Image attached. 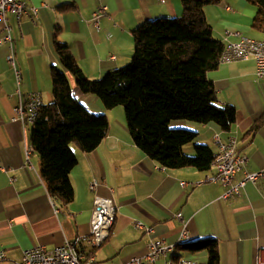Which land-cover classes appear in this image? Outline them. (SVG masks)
Here are the masks:
<instances>
[{
	"label": "crops",
	"instance_id": "0c3cea01",
	"mask_svg": "<svg viewBox=\"0 0 264 264\" xmlns=\"http://www.w3.org/2000/svg\"><path fill=\"white\" fill-rule=\"evenodd\" d=\"M25 5L19 23L7 16L19 83L6 59L7 46H0V251L6 256L2 264H21L22 252L28 248L50 249L88 236L96 195L112 201L115 220L108 239L92 250L95 264H127L133 257L145 256L148 243L157 239L176 245L177 257L206 263L205 249L185 251L177 246L214 240L218 264H254L264 249L261 181L246 183L240 196L224 199L220 184L204 181L215 175V167L207 172L162 168L133 144L122 107L105 110L95 96L82 94L67 74L73 97L90 112L104 114L108 131L94 150L72 149L77 159L70 173L74 198L70 205L61 206L49 195L41 178L38 156L34 153L28 162L25 159L29 128L24 130L19 122H12L19 98L25 100L28 94L38 93L42 105L52 101V70H63L54 47L55 35L67 44L85 77L97 80L129 63L134 29L158 18L179 17L181 0H164L162 4L157 0H25ZM34 7L39 9L36 18L30 11ZM100 7L106 12L95 27L92 14ZM204 13L213 36L224 45L238 40L233 32L262 39V34L251 27L255 8L245 0L206 6ZM3 28L0 20V38L5 35ZM207 78L218 104L235 109L230 130L185 121L171 125L196 132L195 144L206 145L213 153L217 152L214 135L222 142L235 139L237 153L248 160L236 175L235 181H239L244 172H256L264 165V124L244 137L264 113V78L255 76L251 58L219 64ZM192 152L193 148L183 149L185 155ZM92 181L97 182L95 192L88 188ZM195 182L201 183L196 186ZM136 222L151 230L137 228ZM183 230L186 238L178 242ZM153 264H165V259Z\"/></svg>",
	"mask_w": 264,
	"mask_h": 264
},
{
	"label": "trees",
	"instance_id": "16d2710c",
	"mask_svg": "<svg viewBox=\"0 0 264 264\" xmlns=\"http://www.w3.org/2000/svg\"><path fill=\"white\" fill-rule=\"evenodd\" d=\"M225 0H181L182 14L158 18L132 31L133 53L129 63L89 80L75 62L67 44L54 36V47L63 70L51 74L52 101L43 105L33 126L29 143L41 164L40 175L49 195L61 206L73 202L70 173L77 164L71 145L81 152L94 150L106 137L104 114L90 112L72 95L67 74L84 95L95 96L105 110L120 106L133 144L164 169L193 168L207 172L213 152L195 144L197 133L171 122L211 124L227 132L235 123V109L220 105L207 73L219 66L224 44L208 24L204 8ZM255 8L251 27L264 39V0H245ZM264 124V113L245 133L253 135ZM192 145L194 154L183 149ZM33 153V154H34ZM185 251L205 249L207 264H218L214 240L180 243Z\"/></svg>",
	"mask_w": 264,
	"mask_h": 264
},
{
	"label": "built area",
	"instance_id": "2783aa9c",
	"mask_svg": "<svg viewBox=\"0 0 264 264\" xmlns=\"http://www.w3.org/2000/svg\"><path fill=\"white\" fill-rule=\"evenodd\" d=\"M163 3L164 0H157ZM32 16L37 17L39 9L37 7L30 9ZM26 12L25 0H0V20L3 22L5 35L0 38V46L6 45L8 48L7 62L13 70L16 82L19 83L20 71L15 66V51L14 41L11 35V29L8 23L7 16H11L16 23L20 22L21 17ZM106 12L105 7L98 8L92 14V22L95 27H98L97 22L101 14ZM237 37L238 40L234 43H228L224 46L223 52L220 55V63H230L239 60H232V53H240L244 51V44H253L244 39L239 32L231 34ZM252 55H247V59ZM255 76L264 78V58L260 62H255ZM41 98L38 93L28 94L27 108L29 120H20L18 114V104L13 108L12 122H19L22 128L25 129V124H34L39 116V111L42 107ZM214 144L217 147V152L213 154L212 167H215L216 173L214 176L205 177V182H214L220 184L224 188L222 197L228 199L230 197L240 196V192L246 183H256L261 181L264 185V165L256 172H244L243 178L235 181L237 173L243 171L247 164V158L241 156L236 151V140L230 138L227 142H222L218 135L213 136ZM30 150L32 146H24V156L26 161L30 160ZM201 182H195L193 185H199ZM180 185L185 187L186 183L181 182ZM88 188L91 192H95L97 182L89 183ZM264 200V192L262 193ZM56 212H59L56 210ZM179 218V216H178ZM115 220V207L111 200L95 196L93 200V211L90 218V234L88 236H78L72 241H66L60 246L46 248L44 246L32 247L22 252L21 264H95V257L92 253L93 249L100 247L109 237V232ZM135 226L139 229H144L149 232L150 228H145L141 223L136 222ZM187 232L183 230L178 240L186 238ZM170 245L163 240H154L148 243L147 251L143 257H133L127 264H153L160 258L165 259ZM6 259L5 253L0 251V264ZM178 264H207L181 258ZM254 264H264V249L256 256Z\"/></svg>",
	"mask_w": 264,
	"mask_h": 264
},
{
	"label": "bare ground",
	"instance_id": "6f19581e",
	"mask_svg": "<svg viewBox=\"0 0 264 264\" xmlns=\"http://www.w3.org/2000/svg\"><path fill=\"white\" fill-rule=\"evenodd\" d=\"M248 42L253 44H244V51L240 53H232V60H247V55H252L254 62H260L261 58H264V39L255 40L252 38L244 37ZM220 63V58H219ZM18 114L20 120H29V113L27 108V98L23 100L19 98L18 102ZM32 124H25V129L31 128ZM24 146H31L30 143H24ZM34 153V150H30V156ZM59 211V209H56ZM110 234V232H109ZM179 245V244H178ZM176 245H170L168 253L166 254V264H178V261L181 260L180 257H177L175 254Z\"/></svg>",
	"mask_w": 264,
	"mask_h": 264
},
{
	"label": "rangeland",
	"instance_id": "374dc122",
	"mask_svg": "<svg viewBox=\"0 0 264 264\" xmlns=\"http://www.w3.org/2000/svg\"><path fill=\"white\" fill-rule=\"evenodd\" d=\"M194 143H195V141H194ZM74 148H76L74 145H71V149H74ZM186 148H192V145H187L186 147H185V149ZM193 154H194V152H192ZM186 155H192V154H186Z\"/></svg>",
	"mask_w": 264,
	"mask_h": 264
}]
</instances>
